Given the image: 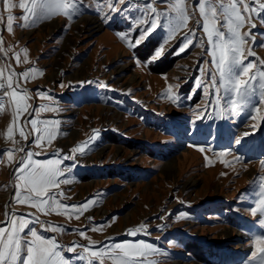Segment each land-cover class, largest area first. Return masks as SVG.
<instances>
[{
  "label": "rangeland",
  "instance_id": "1",
  "mask_svg": "<svg viewBox=\"0 0 264 264\" xmlns=\"http://www.w3.org/2000/svg\"><path fill=\"white\" fill-rule=\"evenodd\" d=\"M19 2L13 0L17 6L11 9L14 20L8 31L9 10L0 0V41L8 52L19 53L22 70L37 71L28 79L13 75V88L21 95L25 90L29 97L26 112H17L11 96L2 101L0 150L23 147L25 152L14 151L10 162L7 152L0 151V227H8L13 214L29 220L34 214L44 226L32 220L30 227L62 245V255L70 264H115L111 245L140 241L160 251L137 254V264L249 261L255 251L254 236L264 235L261 216L250 211L264 188V106L260 113L251 110L224 119L215 115L218 107L213 103L216 90L210 86L211 73L201 72L215 66L198 0H183L189 15L187 26L167 44V30L159 27L135 46L130 42L134 45L148 27L137 23L146 18L144 0L117 3L114 6L123 11L115 14L108 7L109 0H80L84 9L79 14L54 9L28 21L22 18L25 10ZM150 2L158 12L167 13L175 0ZM244 15L240 31L250 33L245 38L244 63L264 71L260 64L264 60V20L255 13ZM89 18L98 19L101 25L92 29ZM223 23L221 19L218 26ZM221 30L227 36L226 29ZM186 34L193 44L177 54ZM162 44L161 56L155 57ZM249 51L255 55H248ZM0 60L7 76L16 74L1 51ZM198 81L203 83L197 86ZM31 119L50 130V142L47 138L40 145L34 142L38 134L26 123ZM9 125L14 129L12 139L7 136ZM21 128L26 135L31 133L27 140L19 135ZM85 142L88 146L82 154L72 153ZM27 151L38 154L35 160H62L63 175L58 182H68L59 183L50 193H56L67 212L59 208L41 212L31 203L17 202L20 181L14 169ZM220 152L226 155L221 158ZM67 156L74 159H64ZM19 190L22 196L27 194ZM89 199L93 204L86 211L73 210ZM141 225L146 227L136 236L129 234ZM69 246L76 251L68 252ZM101 248L103 256L91 255Z\"/></svg>",
  "mask_w": 264,
  "mask_h": 264
},
{
  "label": "snow or ice",
  "instance_id": "2",
  "mask_svg": "<svg viewBox=\"0 0 264 264\" xmlns=\"http://www.w3.org/2000/svg\"><path fill=\"white\" fill-rule=\"evenodd\" d=\"M6 9L9 10L8 19V31L12 30V21L14 17L11 15V9L17 5L13 3V0H2ZM163 2V0H160ZM128 4L130 0H109L108 7L113 14L123 9H117L115 4ZM146 5L143 15L145 19L138 20L140 25H148L147 28L142 29L139 39L135 40V44L130 46L139 45L143 39L152 34L159 27H163L167 30V38L164 44H167L169 40L173 39L180 29L187 26L189 15L187 9L184 7L183 0H175L174 3H169L170 12H158L155 7L152 6L150 0H144ZM242 5V9L240 6ZM250 5H256L251 7ZM19 8L25 10V14L22 17L25 21L32 20L33 18L39 19L49 15L54 9L64 10L68 15V10L71 9L73 14H79L84 5L80 0H20ZM199 13L203 17V31L207 35L208 43L211 45L212 64L214 69L204 70V73L208 71L211 73L210 86L215 88L216 97L213 103L218 107V111L215 115L221 119L227 118L229 115L239 116L242 113L250 112L254 110L256 113H260L264 106V71H261L256 65L249 62L247 64L244 61L247 56L244 55V45L246 43V37L250 35L249 32L241 33L240 29L244 26L246 16L244 14L255 13L260 19L264 20V2L262 0H229L227 4L222 0H198ZM90 10V9H88ZM153 13L154 16L148 14ZM242 12L244 14H242ZM174 13V15L172 14ZM72 16L69 15V19ZM107 19V17H105ZM223 19L225 23L218 26L219 21ZM161 21H163L161 23ZM248 22L251 23V16H248ZM199 24V21H197ZM27 27V24L23 25ZM252 27H255L252 24ZM221 28L226 29L225 31ZM195 35L193 31L192 36ZM122 38L124 34H121ZM193 44V39L189 35L184 36V43L179 48L178 53L185 52L190 45ZM203 43L201 42V45ZM164 50L162 44L156 51L155 57L161 56ZM25 53L27 49H24ZM7 55V53H5ZM248 55H255V53L249 51ZM17 62H19V53L16 54ZM25 60L27 57L25 56ZM261 65H264V60L260 61ZM255 69V72H253ZM37 69L32 68L28 71L20 73L25 79H28ZM250 73H252L250 75ZM13 74L7 76V88L12 89L11 92L3 91L0 95V107H2V101L4 96H11L12 100L16 103L17 112L23 113L28 110L26 101L29 99L25 90H21L24 94L21 95L13 88ZM4 70L0 69V77H3ZM246 77L247 79H242ZM91 83V82H87ZM202 81H198L199 86ZM104 87V85H101ZM171 87V86H170ZM5 85L0 83V90L4 89ZM221 89L223 95H220ZM175 102V100L173 101ZM47 110V109H43ZM204 114L201 113L197 116L200 119ZM256 119V117H253ZM264 119V117H261ZM26 123H30L33 132L37 133L35 137V143L41 144V141L47 138L49 142L52 138L50 130L38 127V124L42 123L36 119H31ZM47 123V122H43ZM13 125H9L7 129V136L9 139L13 138ZM19 135L25 140L28 139L29 133L26 135L23 128L19 130ZM245 136L249 133L245 132ZM90 139H95L91 137ZM14 143H18L14 141ZM236 143H240V139L236 140ZM87 142L83 146L77 145L71 151L72 153H83L87 147ZM204 151L203 148L200 149ZM2 152H7V158L11 162L13 161V152L18 151L25 152V148L3 149ZM38 155L32 151H27L26 155H22L18 161H16L17 167L14 169L18 174L17 179L20 181L18 190L16 191V200L20 204L31 203L33 208L38 209L41 212L56 211L58 208L63 209L65 212L68 208L60 204L56 199V193H50V189L59 187V183H67V180L58 182V178L63 175L60 165L62 160L60 159H46L43 161L35 160L33 157ZM218 155L222 158L226 155L225 152H220ZM64 159L73 160L74 156H67ZM264 166V162H262ZM20 188L24 189L27 193L21 195ZM63 195V193H60ZM261 198L256 203L255 207L251 208V214L256 216L259 214L261 219L259 224L264 228V188L261 189ZM93 204V201L89 199L86 203L81 205L78 209L73 206V210L83 213L89 206ZM32 220L44 226V222L40 221L34 214ZM32 220L25 219L24 216L17 217L15 214L10 218V224L8 227H0V264H70V260L66 259L62 255V245L58 244L56 240L46 239L43 235L39 234L36 227H30ZM52 231H57V228L49 226ZM146 226L141 225L139 228L130 229L129 234L136 236L138 232L142 231ZM27 229V232L25 231ZM23 234V235H22ZM81 236H84V231H80ZM75 243V242H74ZM255 251L251 253L249 261L245 264H250V261L254 260L257 264H264V235L254 236ZM113 250L112 258L115 264H137L135 259L136 255H144L146 253L159 252L160 250L154 248L151 244H147L143 241L139 243H115L110 246ZM119 250V252H115ZM68 252H75V246H69ZM88 251V248H85ZM93 257L103 256L104 249L101 248L99 252L93 251L91 253ZM83 259V256H79ZM91 264V262H90ZM150 264H156L155 261Z\"/></svg>",
  "mask_w": 264,
  "mask_h": 264
},
{
  "label": "crops",
  "instance_id": "3",
  "mask_svg": "<svg viewBox=\"0 0 264 264\" xmlns=\"http://www.w3.org/2000/svg\"><path fill=\"white\" fill-rule=\"evenodd\" d=\"M0 51H1V53L6 57V62H8L9 63V65L10 66H12L15 70H16V74H13V75H15L16 77H19L20 78V73H22V72H25L24 70H22V66L21 65H19V63L17 62V59L15 58L16 56L15 55H13L12 54V52H8L9 50H7V46L5 45V42H3V41H0ZM5 53H7V55H5ZM11 55V56H9V54ZM1 61V60H0ZM3 63L2 62V64L5 66V68H6V64L7 63ZM22 71V72H21ZM4 74L6 75V73L4 72ZM7 76V75H6ZM17 79V78H16Z\"/></svg>",
  "mask_w": 264,
  "mask_h": 264
},
{
  "label": "bare ground",
  "instance_id": "4",
  "mask_svg": "<svg viewBox=\"0 0 264 264\" xmlns=\"http://www.w3.org/2000/svg\"><path fill=\"white\" fill-rule=\"evenodd\" d=\"M87 21H88V23H90V26H91L92 29H96V28H98L101 25V23L99 22V20L96 19V18L95 19L89 18ZM3 76H5V75H3ZM0 83H1V77H0ZM2 93L3 92H0V95H2ZM3 115H4V111L0 107V124H1V122L3 120Z\"/></svg>",
  "mask_w": 264,
  "mask_h": 264
},
{
  "label": "built area",
  "instance_id": "5",
  "mask_svg": "<svg viewBox=\"0 0 264 264\" xmlns=\"http://www.w3.org/2000/svg\"><path fill=\"white\" fill-rule=\"evenodd\" d=\"M1 83L5 85V88L0 90V92H3L5 90L7 91L8 88H7V78H6V76L1 77Z\"/></svg>",
  "mask_w": 264,
  "mask_h": 264
}]
</instances>
